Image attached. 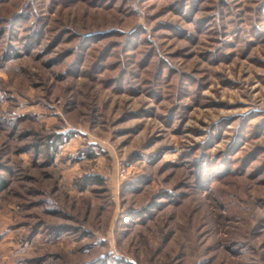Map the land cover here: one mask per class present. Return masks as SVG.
<instances>
[{
    "label": "rangeland",
    "instance_id": "rangeland-1",
    "mask_svg": "<svg viewBox=\"0 0 264 264\" xmlns=\"http://www.w3.org/2000/svg\"><path fill=\"white\" fill-rule=\"evenodd\" d=\"M0 264H264V0H0Z\"/></svg>",
    "mask_w": 264,
    "mask_h": 264
}]
</instances>
